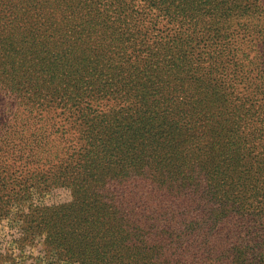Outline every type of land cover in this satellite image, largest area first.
Listing matches in <instances>:
<instances>
[{
    "label": "rangeland",
    "instance_id": "1",
    "mask_svg": "<svg viewBox=\"0 0 264 264\" xmlns=\"http://www.w3.org/2000/svg\"><path fill=\"white\" fill-rule=\"evenodd\" d=\"M79 9L86 11L61 5L56 12L0 14V37L8 33L7 18L32 17L15 41L2 45L0 39V55L13 54L0 57V264H105L112 252L125 251L126 264H135L131 257L138 254L145 256L142 264H166L165 248L150 238L151 214L140 231L136 221L125 224L155 199L143 190L151 182L136 167L146 165L149 145L162 136L155 125L141 128L155 122L143 106L148 95L133 87L156 70L162 76L155 81L175 90L159 93L178 108L211 89L235 96L229 93L236 84L229 62L233 30L215 24L212 45L205 40L211 31L197 33L180 22L152 32L148 20L134 18L105 29L84 3ZM151 100L152 108L158 99ZM123 127H139L146 149L134 152L118 142L128 132ZM128 138L134 141L133 134ZM256 220L250 227L257 230Z\"/></svg>",
    "mask_w": 264,
    "mask_h": 264
},
{
    "label": "trees",
    "instance_id": "2",
    "mask_svg": "<svg viewBox=\"0 0 264 264\" xmlns=\"http://www.w3.org/2000/svg\"><path fill=\"white\" fill-rule=\"evenodd\" d=\"M30 1L36 5L24 9L23 3ZM76 1L0 0V14L7 10L56 12L61 5L64 10L71 7V13H84L86 10L79 9L84 3L92 18L97 19L95 24L105 29L125 27L134 18H142L149 21L152 32L180 22L195 32L200 28L212 34L215 24L229 23L234 36L229 62L236 80L235 89L229 93L235 96L227 97L223 88L211 89L178 108L172 98L165 97L175 90L155 81L162 76L156 70L133 87L135 93L143 91L148 95L149 104L146 100L143 106L147 107L150 121L155 122L152 126L149 120L141 122V128L153 129L155 125L162 136L150 141L146 165L140 162L136 167V173L139 171L151 182L148 187L143 185V190L155 199L125 224L136 221L140 231L147 226L144 221L151 214L154 220L150 238L159 240L165 248L166 264H264V0H82L74 5ZM28 19L32 17L7 18L9 29L0 37L2 45L15 41L20 35L16 32L27 26ZM10 29L15 33L10 34ZM211 34L205 36L208 44L215 38ZM226 38L230 35L225 34V43ZM1 54V58L13 55L8 50ZM246 97L255 102L247 104ZM151 98L158 99L152 108L159 104L163 108L152 110ZM160 110L171 117L169 122L159 114ZM217 115L222 119L219 122ZM125 129L128 132L118 142L133 145L134 152L145 150L142 145L149 140L139 127L135 131ZM132 134L133 142L128 138ZM181 136L185 138L177 142ZM157 169L159 178L155 177ZM252 217L257 218L255 222H260L261 228L250 227ZM109 252L112 251L103 253L104 257ZM116 253L107 256L105 264H126L127 252ZM138 255L132 256L130 262L142 264L145 256Z\"/></svg>",
    "mask_w": 264,
    "mask_h": 264
}]
</instances>
